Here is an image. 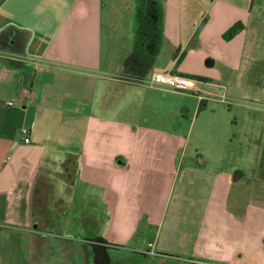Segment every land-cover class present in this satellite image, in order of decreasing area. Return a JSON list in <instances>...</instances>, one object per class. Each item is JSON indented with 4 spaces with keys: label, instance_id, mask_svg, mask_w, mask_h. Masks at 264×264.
I'll use <instances>...</instances> for the list:
<instances>
[{
    "label": "crops",
    "instance_id": "1",
    "mask_svg": "<svg viewBox=\"0 0 264 264\" xmlns=\"http://www.w3.org/2000/svg\"><path fill=\"white\" fill-rule=\"evenodd\" d=\"M246 8L239 0H0V38L18 40L16 50H0L7 251L48 254L52 233L36 207L56 208L65 191L78 203L82 191L95 219L76 225L81 238L100 233L115 246L144 240L120 264H264V205L236 201L243 173L183 165L170 150L176 109L186 110L177 95L195 97V108L218 98L213 66L233 70L255 45L243 36L253 19ZM237 21L242 28L224 39ZM167 71L200 78L199 90L182 94L151 81ZM255 138L254 172L262 174L264 132ZM95 221L100 231L88 229Z\"/></svg>",
    "mask_w": 264,
    "mask_h": 264
},
{
    "label": "rangeland",
    "instance_id": "2",
    "mask_svg": "<svg viewBox=\"0 0 264 264\" xmlns=\"http://www.w3.org/2000/svg\"><path fill=\"white\" fill-rule=\"evenodd\" d=\"M239 1L247 7L246 9L252 8L253 12L251 23L249 20V24H246L247 28L249 26L250 28L244 33V39L249 38V41L254 40L256 43L246 47L233 70L217 63L213 66L211 75L214 77V83L222 84L220 94H217L218 98L207 99L203 105L195 108L193 105L195 97L177 95L176 104L186 110L176 109L175 114L179 121L175 127L169 129L174 131L177 138L171 144L170 150L175 151L176 161L179 163L182 161L183 165L192 164V166H200L212 171L240 170L243 174L236 175L237 179H241L238 183L236 201L242 205L248 202L264 205V173L261 174L259 171L256 177L253 176L255 173L253 150L255 145H258L255 137L264 132V0ZM158 68L159 66H156V69ZM188 77L201 80L194 76ZM128 106L130 114L135 107L131 103ZM159 130H165V127H160ZM253 138H255L254 141ZM64 194L65 199L57 202L60 205L56 208L55 206L44 207V210L40 212V208L36 207V211L39 210V214L43 216L38 217L41 220L39 225L43 229L47 227L48 233L59 234L58 236L49 234L47 237L48 254L40 257L27 246L21 250L12 247L14 250L10 252L6 249L7 245L1 241V259L7 258L5 263L69 264L71 261L74 264L86 263V251L82 244L86 239L81 238L84 235L81 231H77L76 225H79L80 229L82 224L87 226L89 222L94 221L95 214L93 215V211L89 210L91 206L88 207L87 201L82 204V199L86 198V192L81 191V199L75 204H72L70 191H65ZM232 197L233 193H231ZM49 203L53 205L56 201L50 200ZM55 210L61 216H57ZM91 224L88 228L90 231L96 232L102 229L103 223L95 221ZM55 226L57 229L53 228ZM13 235L18 236L16 233ZM143 241V239L135 238L123 242L124 246L110 245L109 253L112 256H124L120 261L127 263L125 250L132 249L133 246L139 245L138 242ZM12 243L15 242L12 241ZM71 247L74 250L65 251ZM77 248L78 251L75 250ZM30 257L33 258V262L30 261ZM140 261L147 263L146 260Z\"/></svg>",
    "mask_w": 264,
    "mask_h": 264
},
{
    "label": "built area",
    "instance_id": "3",
    "mask_svg": "<svg viewBox=\"0 0 264 264\" xmlns=\"http://www.w3.org/2000/svg\"><path fill=\"white\" fill-rule=\"evenodd\" d=\"M151 81L153 83L168 86L181 91L196 93L199 90V84H198L199 81L197 79L169 71L154 73L152 75ZM21 132L23 135H25L23 139L24 142H28L29 138L26 136L27 129L23 127L21 129ZM195 262H198L199 264H211L208 262H203L198 260H195Z\"/></svg>",
    "mask_w": 264,
    "mask_h": 264
},
{
    "label": "flooded vegetation",
    "instance_id": "4",
    "mask_svg": "<svg viewBox=\"0 0 264 264\" xmlns=\"http://www.w3.org/2000/svg\"><path fill=\"white\" fill-rule=\"evenodd\" d=\"M261 152H262V158H260V160L258 162L260 165L262 164V166L264 167V143H263L262 148L260 150V153ZM253 176L256 177L257 172H255L253 174ZM86 237H87V238H85L86 240L84 242H82V244L85 248V251H86V256H85L86 264H95L94 260H93L94 252H93V249L91 247V243L96 242L98 239H103L102 243L106 244V248H107L108 253H109V246L111 244L105 238H103V236H101L100 233H87ZM109 255L111 256V258H110V262L108 264H120V260L115 259L110 253H109Z\"/></svg>",
    "mask_w": 264,
    "mask_h": 264
},
{
    "label": "trees",
    "instance_id": "5",
    "mask_svg": "<svg viewBox=\"0 0 264 264\" xmlns=\"http://www.w3.org/2000/svg\"><path fill=\"white\" fill-rule=\"evenodd\" d=\"M241 28H242V23L240 21H237L222 34V37L224 39H231ZM17 45H18V40L11 33L9 35L7 34L2 35L0 38V50H4V49L16 50Z\"/></svg>",
    "mask_w": 264,
    "mask_h": 264
},
{
    "label": "water",
    "instance_id": "6",
    "mask_svg": "<svg viewBox=\"0 0 264 264\" xmlns=\"http://www.w3.org/2000/svg\"><path fill=\"white\" fill-rule=\"evenodd\" d=\"M12 64H21L17 60H9ZM240 175V173H237ZM103 239H98L96 242L91 243V247L94 252V263L95 264H108L110 262V255L107 251L106 244L102 243Z\"/></svg>",
    "mask_w": 264,
    "mask_h": 264
}]
</instances>
